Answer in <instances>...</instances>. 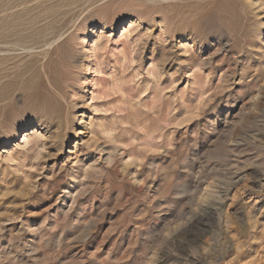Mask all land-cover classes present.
<instances>
[{"label":"rangeland","instance_id":"obj_1","mask_svg":"<svg viewBox=\"0 0 264 264\" xmlns=\"http://www.w3.org/2000/svg\"><path fill=\"white\" fill-rule=\"evenodd\" d=\"M26 1L0 0V264H264V0ZM38 29L67 37L9 48Z\"/></svg>","mask_w":264,"mask_h":264},{"label":"bare ground","instance_id":"obj_2","mask_svg":"<svg viewBox=\"0 0 264 264\" xmlns=\"http://www.w3.org/2000/svg\"><path fill=\"white\" fill-rule=\"evenodd\" d=\"M23 1V0H22ZM53 1V0H52ZM55 1V0H54ZM4 2V1H3ZM15 2V1H14ZM17 2V1H16ZM21 2V1H20ZM24 2H25V0H24ZM26 2H28V0L26 1ZM45 2V1H44ZM0 3H2V2H0ZM11 3H12V0H11ZM18 3V2H17ZM22 3V2H21ZM5 4V3H4ZM8 4V3H7ZM13 4V3H12ZM16 4V3H15ZM49 5H50V3H48ZM9 5H7L6 7H8ZM44 6H47V4L46 5H44ZM31 7V6H30ZM5 8V7H4ZM46 8H48V7H46ZM45 8V9H46ZM58 8V7H57ZM12 9H13V7H12ZM28 9H29V7H28ZM32 9V8H31ZM60 9H61V7H60ZM17 10H20V9H17ZM17 10H16V12H17ZM39 10V9H38ZM52 10H54V9H52ZM51 10V11H52ZM11 11V10H10ZM57 11V10H56ZM60 11V10H59ZM19 12V11H18ZM22 12H24V11H22ZM20 13V12H19ZM35 13V12H34ZM40 13V12H39ZM6 14L7 13H5V16H6ZM9 14V13H8ZM15 14V13H14ZM13 14V15H14ZM49 14V13H48ZM47 14V15H48ZM16 15H18V14H16ZM16 15H15V18H16ZM19 15H21V14H19ZM44 15V14H43ZM4 16V17H5ZM48 16H50V15H48ZM6 17H9V15L8 16H6ZM11 17V16H10ZM47 17V16H46ZM11 19H12V17H11ZM4 20H5V18H4ZM6 20H8L9 21V18L8 19H6ZM32 20H34V19H32ZM41 19L39 18L38 19V21H40ZM55 21V20H54ZM4 22V21H3ZM15 22V21H14ZM32 22V21H31ZM63 22V21H62ZM62 22H60L59 21V24L61 23L62 24ZM5 23V22H4ZM7 23V22H6ZM10 23V22H9ZM27 23V22H26ZM29 23V22H28ZM35 23V22H34ZM36 23H37V21H36ZM40 23V25H41V22H39ZM57 23V22H56ZM69 23V22H68ZM72 23V22H71ZM12 24V23H11ZM30 24V23H29ZM31 24H33V23H31ZM52 24V23H51ZM58 24V23H57ZM66 24V22L64 21L63 22V25H65ZM3 25V24H2ZM39 25V26H40ZM43 25V24H42ZM41 25V26H42ZM46 25V24H45ZM7 26V25H6ZM33 26L35 27V25L33 24ZM32 26V27H33ZM49 26V25H48ZM47 26V27H48ZM1 27V26H0ZM10 27V26H9ZM15 27V26H14ZM26 27V26H25ZM36 27H38V24H37V26ZM65 27V26H64ZM13 28V27H12ZM16 28V27H15ZM24 28V27H23ZM40 28V27H39ZM43 28V27H42ZM1 29V28H0ZM19 29V28H18ZM25 29H27V28H25ZM67 29V28H66ZM69 29V28H68ZM67 29V30H68ZM13 30V29H12ZM17 30V29H16ZM30 30V29H29ZM59 30V29H58ZM5 31V30H4ZM69 31H71V30H69ZM27 31H25L24 33H26ZM49 31H47V32H45V31H42V30H40V29H38V30H35V34L33 35L35 38H33L32 39V43H30V42H28V41H31V40H28V37H24V36H22V33H21V35L19 36V40L17 41V42H15V44H14V42H12L11 44L12 45H10L9 43V45H10V49L11 48H18V50L19 51H22L23 53H28V54H30V52L32 53L33 51H39V52H43V51H46V50H48L49 51V49H50V51H51V48L55 45L56 46V44L60 41V39H62V38H64V36H66V34L64 33V35H63V32L64 31H62V33H48ZM93 32H94V30H93ZM14 33V32H13ZM18 33H20V32H18ZM23 33V34H24ZM66 33L68 34V32L66 31ZM5 34V33H4ZM28 34V33H27ZM101 34V33H100ZM8 35H9V33H8ZM12 35V34H11ZM32 35V34H31ZM62 35H63V37H62ZM4 39H6L8 36L6 35V36H2ZM67 37V36H66ZM13 38H14V36H13ZM17 40V39H16ZM7 42V41H6ZM9 42V41H8ZM5 44H7V43H5ZM4 45V44H3ZM60 45V44H59ZM2 46V45H1ZM54 46V47H55ZM6 47H8V46H6ZM4 48L5 47H3L2 49L4 50ZM56 48V47H55ZM0 49H1V47H0ZM1 49V50H2ZM6 49V48H5ZM8 49V48H7ZM52 49H54V48H52ZM13 50V49H12ZM16 50V49H15ZM5 52V51H4ZM7 52V51H6ZM12 52V51H11ZM15 52V51H14ZM13 52V53H14ZM52 52V51H51ZM2 54V53H1ZM5 54V53H4ZM42 54H44V53H42ZM9 55V54H8ZM11 55V54H10ZM25 56H27V54L25 55ZM40 56V58H42L41 57V55H39ZM30 57V56H29ZM33 56H31V59H33L34 60V57L32 58ZM36 57H37V55H36ZM11 58V57H10ZM28 58V57H27ZM26 58V59H27ZM38 58V60L40 59L39 57H37ZM45 58V57H44ZM37 60V59H36ZM10 61V60H9ZM14 61V60H13ZM37 62V61H36ZM32 63H34V62H32ZM7 64V63H6ZM29 65H30V63H29ZM29 65H27V66H29ZM7 72V71H6ZM3 75V74H2ZM12 82V81H11ZM6 84H8V83H6ZM6 88H7V86H6ZM37 88H39V87H37ZM26 89V88H25ZM7 90V89H6ZM29 92H30V90H28ZM32 91V90H31ZM40 91V90H39ZM41 92V91H40ZM79 117H82V114L80 115L79 114ZM26 136L27 135H24V136H22L21 138H22V141L26 138ZM21 141V142H22ZM246 194H249L248 192L246 193ZM249 196L251 197V196H253L251 193L249 194ZM250 197H249V200H250ZM255 197V196H254ZM259 198V197H258ZM261 198V197H260ZM259 198V199H260ZM247 200V199H246ZM248 201V200H247ZM253 201V200H252ZM255 201V200H254ZM254 201H253V203H254ZM260 201V200H259ZM264 201V200H263ZM249 202V201H248ZM247 202V203H248ZM250 203H252V202H250ZM252 203V204H253ZM249 204V203H248ZM247 204V205H248ZM253 206V205H252ZM253 208V207H252ZM256 216V215H255ZM253 217V216H252ZM254 218V217H253ZM255 219V218H254ZM254 225V224H253ZM252 225V226H253ZM256 235V234H255ZM249 247V246H248ZM251 247V246H250ZM252 248V247H251ZM249 252L251 251V249H249L248 250Z\"/></svg>","mask_w":264,"mask_h":264}]
</instances>
